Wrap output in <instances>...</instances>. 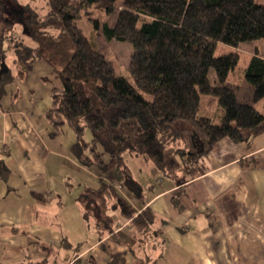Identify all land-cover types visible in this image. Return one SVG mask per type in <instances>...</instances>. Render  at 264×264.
<instances>
[{"label": "trees", "instance_id": "trees-1", "mask_svg": "<svg viewBox=\"0 0 264 264\" xmlns=\"http://www.w3.org/2000/svg\"><path fill=\"white\" fill-rule=\"evenodd\" d=\"M34 1L0 0V103L7 85L36 60L53 67L61 86L50 90V134L71 126L72 156L99 167V184L85 190L83 202L101 235L113 231L111 211L126 219L136 214L145 225L155 217L149 206L137 213L117 180L104 178L114 167L131 174L125 152L187 179L206 170L204 156L220 139L240 142L264 132V111L256 106L264 97V55L256 49L245 69L253 88L248 101L229 82L241 52L216 53L219 42L237 47L264 40V0H46L44 14ZM95 7L116 13L114 23L101 21ZM85 14L94 25L91 35L78 23ZM100 29L107 39L132 43L129 75L114 52L100 49ZM203 94L214 95L218 111L206 109ZM124 263L125 253L110 254L109 264ZM20 264H48V258Z\"/></svg>", "mask_w": 264, "mask_h": 264}, {"label": "crops", "instance_id": "crops-1", "mask_svg": "<svg viewBox=\"0 0 264 264\" xmlns=\"http://www.w3.org/2000/svg\"><path fill=\"white\" fill-rule=\"evenodd\" d=\"M244 43L235 49L250 59L256 49L264 55V40L242 49ZM229 82L241 100L253 96L245 76ZM55 86L57 73L38 59L7 85L0 103V264L44 258L109 264L118 252L124 264H264V132L240 142L220 139L204 156L206 170L187 179L164 174L144 157L155 183L130 184L132 194L121 180L115 185L137 213L149 206L153 221L145 225L114 210L113 231L101 235L83 202L84 189L98 184L81 178L73 195L78 183L67 175L91 170L71 155L61 133L50 134L46 110Z\"/></svg>", "mask_w": 264, "mask_h": 264}, {"label": "rangeland", "instance_id": "rangeland-1", "mask_svg": "<svg viewBox=\"0 0 264 264\" xmlns=\"http://www.w3.org/2000/svg\"><path fill=\"white\" fill-rule=\"evenodd\" d=\"M45 2H46V0H35L34 1V5H35L36 9H38V11L41 14H44L48 9L45 6ZM93 10H94L93 14L101 17V21L107 20L110 24L114 23V21L116 19V13L112 14L111 16H108L100 8L95 7V8H93ZM88 17L89 16L87 14L82 15L78 19V23L83 28V30L86 34L91 35L92 31L94 30V25H93V22ZM17 30L18 31L21 30L20 25L17 26ZM97 40H98V45L102 51L106 52L108 50H111L112 52H114L118 56L120 63L122 64L121 72L124 75H129L128 66L130 63V58H131L132 52L134 50L132 43L129 41H120L117 39H107L105 37V35L103 34V32L101 31V29L97 33ZM255 41H257V40L246 41L245 43L242 42L244 44L241 45V48L243 49L242 46L253 45ZM234 49H235V47L230 45V44L219 42L217 49H216V53L219 54V53H222L224 51H231ZM11 57H12V55L9 54L8 59H11ZM249 59H250L249 55H247L246 53H241V58H240L239 63L237 64L235 69L233 71H231V73H230V81L234 80V81H236V83H238V84L240 83V80L245 76V69L248 65ZM210 76L212 77V79L216 78V73H215V70L213 68H211V70H210ZM242 99H244V98H242ZM248 101H252V97L250 99H248ZM203 104L208 111H213V112L218 111L219 105L214 100V95H212V94H203ZM256 106L261 111H264V97L261 100H259L258 102H256ZM179 124L182 126L184 125L181 122ZM60 135L62 136L63 139H65L67 142H69V147L71 146V144L76 139L75 130L71 126L66 125ZM91 137H92V133L87 128L86 138L88 140H90ZM125 157L129 163L130 167H131L132 173L130 175H122L120 168L114 167L108 173L104 174V178H106L108 181H111L112 179L121 180L124 189L129 194H132V192L129 190L130 184H134L135 182L146 183L148 181L150 183H152V182L155 183L152 180L153 179V172H152L153 169L150 165H148L144 156H141L139 154H134V153L127 151V152H125ZM149 162L151 164H154L152 161H149ZM86 167L89 168L92 173L81 176L80 173H77L75 171H73V173H71V171H68L67 175L71 176L72 182L78 183L75 185V187L72 190L73 195L77 194V192L80 193V186L79 185L81 183V181H80L81 178L84 179L85 183H89L91 185L99 184V180L96 182L91 180V178L93 177L92 174L97 175L95 178H97L98 176L100 177L99 167L97 165L86 166ZM68 169L70 170L69 167H68ZM116 184H119V183H116ZM84 185L85 184H83V187H84ZM122 185H120V186H122ZM85 190H86V188L84 189L83 195L85 194Z\"/></svg>", "mask_w": 264, "mask_h": 264}, {"label": "water", "instance_id": "water-1", "mask_svg": "<svg viewBox=\"0 0 264 264\" xmlns=\"http://www.w3.org/2000/svg\"><path fill=\"white\" fill-rule=\"evenodd\" d=\"M6 70V66H4L3 71ZM201 151V150H200Z\"/></svg>", "mask_w": 264, "mask_h": 264}, {"label": "built area", "instance_id": "built-area-1", "mask_svg": "<svg viewBox=\"0 0 264 264\" xmlns=\"http://www.w3.org/2000/svg\"><path fill=\"white\" fill-rule=\"evenodd\" d=\"M116 183H119V182H116ZM119 184L121 185V183H119ZM119 184H116V185L120 186Z\"/></svg>", "mask_w": 264, "mask_h": 264}]
</instances>
